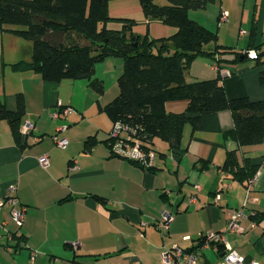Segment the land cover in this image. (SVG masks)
Here are the masks:
<instances>
[{"label": "crops", "instance_id": "0c3cea01", "mask_svg": "<svg viewBox=\"0 0 264 264\" xmlns=\"http://www.w3.org/2000/svg\"><path fill=\"white\" fill-rule=\"evenodd\" d=\"M230 1L238 10L242 0ZM252 5L256 7L253 23L257 19L254 43L261 44L264 51V0H243V12L251 11ZM231 7L227 0H222L218 14L225 9L231 15ZM110 13L113 17L135 19V32L141 35L159 38L177 31L175 26L147 18L139 0H111ZM202 14L203 11L190 10L193 19L208 26ZM110 25L119 28L122 23L115 21ZM238 30L233 46L238 51L251 50L252 28L249 37L247 33L241 36V29ZM220 41L228 45L225 40ZM31 48L30 40L0 28V95L8 108L15 110L17 94L22 93L26 105L22 124L26 121L34 124L33 131L23 135L27 140V146L23 147L10 123L0 121V200L13 195L25 207L19 226L12 217L11 206L1 205L0 229L27 238L23 248L11 252L8 244L15 241L0 233V264H151L152 260L160 263L166 248L192 244L193 240H186V236L194 239L193 235L198 237L207 231L227 234L229 215L225 208L242 207L246 197V184L235 180L222 167L227 152L236 149L240 161L250 157L262 162L264 140L242 149L235 140L225 139V131L234 127L233 114L225 109L207 114L201 129L194 131L185 125L182 139L185 150L181 154L169 151L166 142L157 141L156 151L164 155L156 159L158 169L154 171L124 157L111 156L104 141L108 135L100 137L102 129L109 131L113 126L99 108L112 100L107 98V86L99 94L86 79L51 82L33 70H14L12 64L31 58ZM234 57L224 56L228 60ZM96 70L104 80L98 67ZM262 72L264 54L260 59L248 55L237 63L223 62L221 70L230 97L247 96L253 100L264 99ZM217 73L213 62L200 56L192 63L188 78H212ZM60 103L73 109L67 116L56 118L53 113L60 109ZM187 104L185 100L169 101L166 109L182 112ZM60 125H67L59 133V137L68 139L66 147H60L54 138ZM89 136L97 139L91 148L86 146ZM43 154L49 155L47 167L39 161ZM200 159L208 162L205 169H200L203 164ZM196 183L202 189L197 193L198 202L192 205L188 198L196 192ZM13 184L16 189L11 191ZM216 192L221 193L220 205L215 202ZM94 194L105 197L106 203L97 200ZM251 194L256 200L244 209L247 217L243 225L247 230L230 232L232 241L227 236L226 239L247 260L264 264V220L251 226L253 213H264V167ZM67 196L69 199L61 201ZM164 210L171 211L174 219L169 231L163 233L156 221L162 218ZM177 240L190 244L182 245Z\"/></svg>", "mask_w": 264, "mask_h": 264}, {"label": "trees", "instance_id": "16d2710c", "mask_svg": "<svg viewBox=\"0 0 264 264\" xmlns=\"http://www.w3.org/2000/svg\"><path fill=\"white\" fill-rule=\"evenodd\" d=\"M139 1L147 18L175 26L177 31L159 38L138 34L134 29L135 19L111 15V0H0L1 30L32 42L31 58L12 64V68L33 70L51 82L86 79L90 87L102 94L105 83L96 73L97 64L109 57H122L124 67L118 77L119 92L99 107L113 123L104 140L111 156L128 159L114 150L115 139L111 133L116 126H120L123 132L122 139L140 140L147 150H155L157 139H161L167 143L169 151L181 154L185 150L182 149L185 125L190 123L194 131L201 129L207 114L225 109L230 110L234 118V127L225 131V139L235 140L242 149L261 143L264 140V99L230 97L221 73L223 62L245 60L250 50L238 51L234 46L220 43L216 31L190 16V10L206 8L218 0ZM115 21L122 26L112 27L110 23ZM256 22L255 18L250 43L257 48V59H260L264 51L261 44L254 43ZM227 54L235 57L225 59ZM200 56L219 65L217 76L188 78L192 63ZM261 79L264 81L263 72ZM179 100L188 103L184 111L166 109L167 102ZM25 113L22 93L17 94L15 110L8 108L0 95V121L10 123L17 142L23 147L27 146L21 131ZM96 141V136H89L86 146L91 148ZM158 154L160 157L164 155ZM128 160L144 169H158L155 162L151 165ZM199 162H203L200 169L208 166L207 161L200 159ZM260 165L261 161L255 162L250 157L240 161L237 150L231 149L222 167L235 180L246 184ZM93 196L106 203L105 197ZM67 199L69 196L61 201ZM251 218L261 222L264 213L254 212ZM0 233L7 240L15 241L8 244L11 252L23 248L27 241L23 234L1 229ZM198 247L189 246L186 250H197Z\"/></svg>", "mask_w": 264, "mask_h": 264}, {"label": "built area", "instance_id": "2783aa9c", "mask_svg": "<svg viewBox=\"0 0 264 264\" xmlns=\"http://www.w3.org/2000/svg\"><path fill=\"white\" fill-rule=\"evenodd\" d=\"M223 20L228 19V13L224 12L222 16ZM244 33V32H243ZM241 32V34L243 35ZM250 58H257L258 51L256 49H251L248 53ZM214 67L218 70L219 65L214 64ZM222 70V69H221ZM231 74L229 71L224 73ZM72 107L65 105L63 106L60 103V109L56 110L53 113V116L58 118L62 115L67 116L72 111ZM34 129V124L31 121H26L22 125V133L25 136H28ZM67 129V125H60L57 129V134L54 135V138L57 141V144L60 147H66L68 145V139L65 137H59V133L64 132ZM112 137L115 139L114 150L127 157L128 159H134L143 161L146 164H153L158 158V153L155 150H147L140 140L134 139L131 140L130 137L127 139H122L123 132L120 129V126H116L112 133ZM40 164L44 167L50 165V159L48 154H43L39 157ZM264 167V160L261 162V165L255 174L247 183H246V197L243 202V206L240 208L226 207L225 210L228 213L227 221V230L226 232L233 233H243L247 230V227L243 225V220L247 217L244 212V209L247 207L250 201L256 200L251 194L252 189L261 173V169ZM11 191L16 189V186L11 185ZM196 192L190 195V203L196 204L198 202V192L201 191L202 187L199 183L195 184ZM166 193L171 194V191H166ZM221 193L216 194L215 202L220 205ZM5 203L11 206V214L14 221L20 226L23 223L25 216V207L19 203L17 198L13 195H8L5 199L0 200V206ZM173 213L169 210H164L162 213V218L156 221V224L160 231L167 232L170 229L171 222L173 221ZM256 222L253 220L251 226H255ZM186 240H193L191 246H198L197 250H186V247L181 245H173L172 247L166 248L162 253V259L165 264H263L258 260L252 259L247 260L246 257L236 251L230 244H228L225 232L217 231H207L201 233L197 238H192L190 236L184 237ZM77 247V243H75ZM214 249L215 252L219 255V260L216 263H212L208 260L207 257L202 259L204 253L201 251L203 249Z\"/></svg>", "mask_w": 264, "mask_h": 264}, {"label": "rangeland", "instance_id": "374dc122", "mask_svg": "<svg viewBox=\"0 0 264 264\" xmlns=\"http://www.w3.org/2000/svg\"><path fill=\"white\" fill-rule=\"evenodd\" d=\"M221 1L218 0L217 2L210 3V5H213V6L217 7L218 9H216L213 6H209V8L206 7V8L195 9V10L200 11V12L203 11V14L201 15V17H203V19H204L206 16L205 21L208 23L207 25L210 28H212V30L217 32L220 43L222 42V41H220V39H221V40H225V42H228L227 43L228 45L233 46V41L235 40V31H239L238 29H241L240 32H242V33L244 32L243 33L244 35L247 33L248 37L251 34V28L253 25L254 13H256V7L253 8V5H252L251 11L248 9V10L243 12V9H244L243 0L240 2L238 10L236 9V5L234 2L232 3V1L227 0L228 6H230V4L232 5L231 15L229 14V11H227L225 9H221L220 14H218L220 11L219 9H220V5H221ZM159 2L160 3H166L167 0H160ZM224 12L228 13V19L227 20L222 19ZM248 13H250V15H248ZM229 15H230V18H229ZM234 21H236L237 23H235ZM235 25H237V26H235ZM237 34H239V32H237ZM260 34L261 33L259 31V35ZM241 36H243V35L241 34ZM242 40H243V38H242ZM202 57H205V56H202ZM97 67H98V72H99L98 74L105 77V79H104L105 85L107 86V91H109L107 98L113 99L119 92L118 77L123 70L124 60L122 57H116V56L109 57L108 59L99 62ZM195 68H197V64H196ZM88 116L91 117L92 114H90ZM105 117L107 118V116H105ZM107 119H109V118H107ZM188 125H190L192 127V125L190 123H188ZM72 126H74V124ZM108 132L109 131L106 128L104 130L102 129L101 133H100V137H102V138L106 137L108 135ZM157 141H158V143L164 142L161 139H157ZM157 141H156V145H158ZM155 150H157V149H155ZM158 158H159V154H158ZM188 199H187V201H188ZM226 236H227V239L229 242L232 241L233 235L230 234V232H227ZM193 237L196 238L197 234L193 235ZM177 242L181 243L182 245L190 244V242H186V241L181 242V240H177ZM184 247H189V246H184ZM201 252L204 253V255L202 256V259H205V257H207L208 260L212 263H216L219 260V255L215 252V250L213 248L212 249H203ZM151 264H165V263L163 262V259H162L160 263L152 260Z\"/></svg>", "mask_w": 264, "mask_h": 264}]
</instances>
